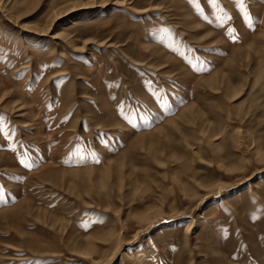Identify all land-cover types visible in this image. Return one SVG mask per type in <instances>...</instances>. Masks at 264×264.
Masks as SVG:
<instances>
[{
  "label": "rangeland",
  "instance_id": "rangeland-1",
  "mask_svg": "<svg viewBox=\"0 0 264 264\" xmlns=\"http://www.w3.org/2000/svg\"><path fill=\"white\" fill-rule=\"evenodd\" d=\"M0 264H264V0H0Z\"/></svg>",
  "mask_w": 264,
  "mask_h": 264
}]
</instances>
